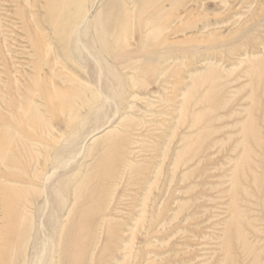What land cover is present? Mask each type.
<instances>
[{
	"label": "rangeland",
	"instance_id": "1",
	"mask_svg": "<svg viewBox=\"0 0 264 264\" xmlns=\"http://www.w3.org/2000/svg\"><path fill=\"white\" fill-rule=\"evenodd\" d=\"M263 79L264 0H0V264H264Z\"/></svg>",
	"mask_w": 264,
	"mask_h": 264
},
{
	"label": "bare ground",
	"instance_id": "2",
	"mask_svg": "<svg viewBox=\"0 0 264 264\" xmlns=\"http://www.w3.org/2000/svg\"><path fill=\"white\" fill-rule=\"evenodd\" d=\"M263 80H264V79H263ZM263 83H264V82H263ZM263 85H264V84H263ZM263 89H264V87H263ZM61 105H62V104H61ZM62 106H63V105H62ZM61 109H62V108H59V110H61ZM10 216H11V215H10ZM7 217H8V216H7ZM8 219H9V218H8ZM8 228H9V227H8ZM6 231H7V230H6ZM6 231H5V232H6Z\"/></svg>",
	"mask_w": 264,
	"mask_h": 264
}]
</instances>
